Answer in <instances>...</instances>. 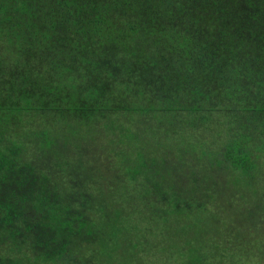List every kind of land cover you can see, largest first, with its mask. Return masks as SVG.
Listing matches in <instances>:
<instances>
[{"label":"trees","instance_id":"obj_1","mask_svg":"<svg viewBox=\"0 0 264 264\" xmlns=\"http://www.w3.org/2000/svg\"><path fill=\"white\" fill-rule=\"evenodd\" d=\"M91 138L115 201L77 163ZM184 218L208 248L189 264L264 230V0H0V264L186 260L175 240L144 259L118 242L189 236Z\"/></svg>","mask_w":264,"mask_h":264},{"label":"rangeland","instance_id":"obj_2","mask_svg":"<svg viewBox=\"0 0 264 264\" xmlns=\"http://www.w3.org/2000/svg\"><path fill=\"white\" fill-rule=\"evenodd\" d=\"M75 137V136H74ZM183 141L180 142L178 140V142L180 143H187L189 144L190 140L183 136ZM93 141V142H92ZM197 141L192 140V143H196ZM95 143H100L99 140H97L96 138H91L90 142H83L81 143L82 147L84 148V152L82 154V156H77L78 157V162L79 164L85 166V167H89L91 169V171H93L94 176L92 177H87V180H89V182L93 185V187H95L96 185L100 186V188L102 189V193L104 196L109 197L112 201L117 200V197L115 198L112 194H114L116 191V189H112V190H108L106 187H112L114 186L113 183H111L108 179L109 177H106L105 175L107 174L106 169L104 168V165L106 163L107 158H105L104 160L102 158L96 157V160H89V157H91V154L93 152V147L97 145H95ZM183 143V144H184ZM183 147H186L188 150L187 151H191L189 153V159L193 162V164H197V155L201 153V150L199 149H195L193 148L191 145H183ZM167 147L168 145L165 144L164 146L158 147L157 149L159 151H167ZM158 154V153H157ZM160 155V154H159ZM112 157L115 158V155H112ZM110 158V157H108ZM113 161H108V165L111 166L112 168H116V164ZM198 165V164H197ZM77 168V167H76ZM108 178V179H107ZM13 183V177L10 176L9 178ZM2 180V177H1ZM3 189L6 187V185H2ZM115 195V194H114ZM116 196V195H115ZM199 196V195H197ZM213 206H211L210 208H212ZM219 210V209H217ZM212 211V210H211ZM35 214L33 213V216ZM228 214L225 213H221L220 218L216 221L211 219V225L212 228H214V230H218L219 231H224L225 232V238H222L219 234L218 235V241L220 239H222L221 241H223V239H227V238H233V241L235 240V237H233V234H237V229L234 228H230L227 227L226 225L229 224V222L231 221L230 218H227ZM226 218L225 221H221L220 220H224V218ZM211 218L210 216H208L207 218H202V219H209ZM184 220H187L188 222H190V228H188L189 230V236L184 235L181 231H177L175 229H169V224L163 223L161 222L159 224V226L157 227L156 231L153 232V235L147 234L146 238L147 241L142 240L139 238L138 235H134V236H128L127 233L122 231V236L120 238V240H118V242L120 241L122 243V253L125 254V256H128L130 258H133V255L140 253L143 256V259L146 258L145 255L149 252H154L155 248L153 246V242L155 241H159L162 243H169L170 245H172V241L170 240H175L179 245H181V247H183V252L186 254L185 259L183 257H170L171 261L169 264H189L190 262V256H196V257H201L203 255H205L206 250H208V248L205 246L204 244V238H205V232H204V227H192L191 228V223L193 222V220L188 219V218H184ZM202 220H198L197 222H200ZM226 222V223H225ZM118 225L120 224V222H117ZM137 224H142V222L140 221H136ZM217 223V224H216ZM216 225V226H215ZM257 229H256V226ZM261 222H256L254 224V226L252 228L248 227L246 228V233L245 231H243L242 233H240V235H238L236 237V239H242L243 244L241 246H235L234 248L230 247V244H232V240L231 243H225L224 247L228 248L227 249V253L233 251L234 249L235 252L230 253L225 255L224 258H218V259H212L211 262H213V264H264V235H259L260 233H264L263 228L260 226ZM215 226V227H214ZM240 226H238L239 228ZM111 229L113 230L114 227ZM179 229H181L179 227ZM168 230H170V232L168 233ZM137 230H134V232ZM111 230H110V234H111ZM175 233V234H174ZM247 234V235H246ZM253 234V235H252ZM178 235H181L180 237H176ZM259 235V236H257ZM104 236V237H103ZM102 237L104 238L103 241L106 242V246H111L112 242H116L115 240H111L109 241L110 238L109 235H103ZM255 236V238H253ZM250 237H252L250 239ZM262 237V238H261ZM169 238V239H167ZM190 240L193 241L196 244V250L191 251L190 247L186 244V240ZM127 240V241H125ZM220 241V242H221ZM119 242V243H120ZM219 242V243H220ZM129 244V246H128ZM124 246V247H123ZM128 246L129 249L125 252L124 248ZM136 251V252H135ZM127 257V258H128ZM201 259V258H198ZM194 260V259H192ZM30 264H39V263H35L34 260H30ZM97 264V263H95ZM100 264V263H99ZM106 264V263H104ZM195 264V263H193Z\"/></svg>","mask_w":264,"mask_h":264}]
</instances>
